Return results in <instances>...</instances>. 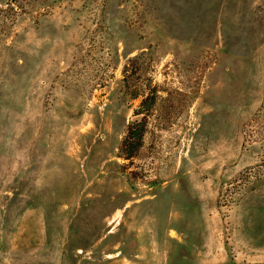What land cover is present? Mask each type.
I'll use <instances>...</instances> for the list:
<instances>
[{
	"label": "rangeland",
	"instance_id": "1",
	"mask_svg": "<svg viewBox=\"0 0 264 264\" xmlns=\"http://www.w3.org/2000/svg\"><path fill=\"white\" fill-rule=\"evenodd\" d=\"M0 264H264V0H0Z\"/></svg>",
	"mask_w": 264,
	"mask_h": 264
},
{
	"label": "trees",
	"instance_id": "2",
	"mask_svg": "<svg viewBox=\"0 0 264 264\" xmlns=\"http://www.w3.org/2000/svg\"><path fill=\"white\" fill-rule=\"evenodd\" d=\"M146 102H147V101H146ZM146 102H145V103H146ZM130 133H132V131H131Z\"/></svg>",
	"mask_w": 264,
	"mask_h": 264
}]
</instances>
